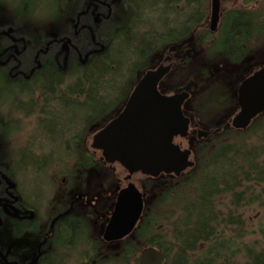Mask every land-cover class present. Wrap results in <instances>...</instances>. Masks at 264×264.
<instances>
[{
  "label": "flooded vegetation",
  "instance_id": "1",
  "mask_svg": "<svg viewBox=\"0 0 264 264\" xmlns=\"http://www.w3.org/2000/svg\"><path fill=\"white\" fill-rule=\"evenodd\" d=\"M218 2V21L212 29V0H63V17L60 21L62 34L52 39L62 51L74 50L79 63L85 64L90 51L97 52L105 47L106 44L96 37L100 36L104 28L111 30L112 45L123 42L122 36L129 33L131 37L134 36L132 41L141 35L145 51L152 43L155 48L151 52L146 68L138 75L131 90L96 91V100L103 99L101 103L103 106L99 107L101 109H97L94 115L88 113V116L94 117L87 128L83 125L82 118L87 114V111L83 110V104L77 103L76 109L72 110L71 115L76 114V121L68 119L67 104L56 105L58 108L55 110L58 118L56 122L63 126L64 136L56 139L63 140L71 135L76 144L71 152H67L61 150L62 147H58L51 140L43 149L40 147L35 150L36 152L29 151L35 159L45 161V166L41 170L31 167L25 169H29L28 172L31 174L27 185L21 182L22 177L19 175L17 177L15 175L14 179L5 176V152L0 150V264H34L31 260L38 255L46 239L37 242L35 238L32 237V240L28 237L30 236L28 232L23 233L25 234L23 236L20 231L21 222L39 221L40 226H44L48 231L53 227V220H58L52 218L56 213H60V218L76 223L80 230L86 225L91 238L92 226L95 224L97 227V223H100L101 228L103 227L98 231L101 241L106 246L116 244L126 236L120 240L105 241L103 230L113 211L119 191L129 183L136 186L142 194V216L148 201L150 181L157 179L161 183H166L173 177H179L166 173L151 177L140 172L127 177L128 171L119 162H106L102 150L91 147L93 135L119 115L133 87L147 70L155 69L162 63L170 64L168 72L158 83L159 92L163 95L182 91L188 93L181 106L183 115L189 120L187 136L177 135L173 142L181 149L191 151L190 159L194 164L197 146L218 140L225 132L244 130L228 124H231L232 118L239 110L237 91L241 84L264 64V53L263 55L260 53V45H264V40L262 42L260 37L254 36L236 45L225 39L227 37L224 29L231 13L236 12L243 17L244 14L259 12V9H256L254 2L252 6H248V3L245 6L227 9L221 7V0ZM17 12L18 0H0V64L8 70L11 77L26 79L35 75L32 69L38 67L39 60L29 52L31 39L17 36L15 33L18 30V24L14 22ZM33 28L28 29L31 31ZM149 28L155 30L153 36L156 39L153 36L149 39ZM44 30L49 29L45 27ZM85 37L88 38L89 48L80 50L76 46V41L80 42L86 39ZM220 38L222 43L226 41L224 45L227 46V54L217 50ZM41 53L49 55L50 52L43 49ZM19 94L25 95L23 92ZM225 101L231 109L230 113L215 111L211 115L207 112L203 115L202 110L205 107L209 108L213 104L221 106ZM46 103L45 105L33 103L23 107L19 106L20 104L11 106L13 120L20 125L15 135L17 149L14 153L18 159L16 172L21 171V152H26L21 142H26L41 123H52L54 105L51 99ZM2 106L3 109L7 108L6 111L9 110L8 105ZM7 115L10 116L11 112H7ZM28 117L32 119L27 120ZM71 123L72 128L68 129ZM200 131L206 132L207 135L199 136ZM43 136L44 134H41L39 138ZM45 137L48 138L50 135L47 134ZM44 140L48 141L45 138ZM59 153L73 159L74 156H79L81 160L75 159V162L65 170L62 167L55 169L57 166L55 158ZM59 172L65 173L60 180ZM91 175L94 182L87 181ZM44 177L48 181L46 186H42V181L39 182ZM38 185L43 190L41 193L43 198L40 201H37L40 191ZM9 222H13V234L10 233L12 225Z\"/></svg>",
  "mask_w": 264,
  "mask_h": 264
},
{
  "label": "trees",
  "instance_id": "2",
  "mask_svg": "<svg viewBox=\"0 0 264 264\" xmlns=\"http://www.w3.org/2000/svg\"><path fill=\"white\" fill-rule=\"evenodd\" d=\"M18 4L19 12L15 13L14 19L18 30L15 33L31 39L29 52L40 62L35 70L32 69L35 75L26 79L11 77L0 64V150L5 152V176L14 179L15 175H19L27 185L29 181L24 180V175L29 169H25L41 170L45 166V161L35 159L29 151L36 152L40 147L43 149L51 140L67 152H71L76 144L71 135L63 140L56 139L63 136V126L56 122V105L67 104L68 119L76 121L77 116L75 113L71 115L72 110L76 109L77 103L83 104L87 114L82 119L87 128L94 117L88 116V113L95 114L103 106V99L96 100V91L113 88L131 90L155 47L152 43L145 51L141 35L132 41L134 36L131 37L129 33L122 36L123 42L112 45L111 30L104 28L96 37L106 44L105 47L97 52L90 51L85 64H81L74 50L61 51L52 39L62 34L63 0H18ZM44 7H50L52 11L44 12ZM226 22L224 31L227 41L240 45L254 36L264 40V11L251 12L243 17L233 12ZM30 27H34L33 30L29 31ZM45 27L49 30H44ZM154 34L155 30L149 28V39ZM85 38L76 41L78 49L89 48L88 38ZM224 44L226 41L222 43L221 39L217 50L227 54ZM43 49L49 50V55L41 53ZM22 92L25 95L19 94ZM50 99L54 105L52 123H41L26 142H21L26 152H21V171L16 172L15 135L20 125L13 120L11 106L45 105ZM2 104L8 105L9 110L3 109ZM7 112H11V115L8 116ZM71 125L68 129L72 128ZM232 133L236 139L197 146L196 163L181 176L168 180L159 190L151 186L159 184V180L150 181L149 194L156 190L151 205L148 198L146 209L134 230L123 240L117 241L118 247L111 252L105 251L106 244L101 239L97 242L92 240L86 225L80 230L76 223L60 218V213H53L52 218L58 220H53V227L48 231L40 226L39 221L21 222L22 235L28 232V237L32 240L35 238L37 242L46 239L31 263L62 264L67 252L81 243L84 246L80 255L81 260H85L83 264H112L114 261L131 264L133 257L148 245L162 248L166 253L164 264H264V247L255 254L253 247L245 246L243 262L235 261L240 250L234 247L235 240L247 233L243 208L257 202L264 206V145L252 140L264 136V112L257 115L246 129L228 131L223 135L226 137ZM41 134L44 136L39 138ZM47 134L50 137L46 138ZM74 157L77 161L81 160L79 156ZM41 181L42 186L48 183L45 177ZM38 188L37 201H40L43 190L39 185ZM225 196L229 197V202L226 210H223L219 206V199ZM9 224L12 225L10 233L13 234V222ZM226 230L230 233L224 235ZM260 232L264 237V228Z\"/></svg>",
  "mask_w": 264,
  "mask_h": 264
},
{
  "label": "water",
  "instance_id": "3",
  "mask_svg": "<svg viewBox=\"0 0 264 264\" xmlns=\"http://www.w3.org/2000/svg\"><path fill=\"white\" fill-rule=\"evenodd\" d=\"M219 2L212 0L211 27L218 21ZM170 64L162 63L147 70L135 84L123 110L97 131L91 147L102 150L108 163L119 162L127 171L157 177L161 173L180 176L194 165L191 151L173 142L177 135L187 136L189 120L181 106L188 96L185 91L163 95L158 90L160 79ZM239 110L231 120L236 129H246L257 115L264 112V64L243 81L237 91ZM206 136V132L199 133ZM143 210L141 192L133 183L121 189L113 211L104 227L103 239L115 241L131 234ZM162 248L148 245L132 259V264H164Z\"/></svg>",
  "mask_w": 264,
  "mask_h": 264
},
{
  "label": "rangeland",
  "instance_id": "4",
  "mask_svg": "<svg viewBox=\"0 0 264 264\" xmlns=\"http://www.w3.org/2000/svg\"><path fill=\"white\" fill-rule=\"evenodd\" d=\"M253 2L255 4L256 9H259V11H264V0H221V5H222L221 7L223 9H227V8L234 7V6H245L248 3H249L248 6H252ZM42 10L44 12H48V13L52 11V9H50V7H44ZM60 50H61V48H60ZM260 53H261V55H263L264 45H260ZM62 54H64V53H62ZM113 90H114V88H113ZM229 105H231V104H229ZM218 108H220V110ZM202 111H203V115L206 112H207V114L209 113L211 115L212 112H215V111L218 113L224 112V114H227V113L231 112V109H230V107H228L227 102L225 101L221 106H217V105L213 104V106H211L209 108L205 107ZM30 119H32V118L31 117L27 118V120H30ZM231 139H236V136H234L233 133L228 134L226 137H224V135H223V136H221V138H219L218 140H215L214 142L227 141V140H231ZM252 140L254 142L260 143L261 145H264V136L252 138ZM57 158H58V160H57ZM55 159L57 161V166L55 167V169L58 167L59 168L62 167V169L65 170V169H67L68 166L70 167L75 162V159L63 156L62 153H59V156L56 155ZM28 171H26V174L24 175V180L26 178V179H28V181H30L31 174H29L30 172H28ZM91 172H92V169H91ZM61 174L62 173L59 174V177H58L59 180L61 179V176H63L65 173L62 175ZM92 178H93V175H91L89 178H87V181L94 182V179H92ZM20 180H21V182H23L21 178H20ZM59 180H58V183L60 184ZM53 181H54V179L52 180V182ZM163 184L164 183H161L159 181V184H156L155 186L154 185H151V186L158 187V190H159V187L163 186ZM263 187H264V185H263ZM155 195H156V190H155V193L153 191L152 194H149V196H148L149 201L148 202L150 205H151ZM219 200L221 201V203H219V206L223 210H226L228 202H229V197L228 196L221 197ZM243 209H244L243 211H244V214L246 217V231H247V233L243 238H238L235 240L236 245L234 247L239 248V250H240L239 252H237V255L235 256L236 262H243V260L245 259L244 258L245 246L253 247L254 248L253 252L255 254L257 252H259V250H261L264 247V237H263V235H261V232H260V229L264 228V206L261 207L259 205V203L257 202V203L250 205V206H246ZM157 213H159V215L162 214V212H157ZM101 226L102 225L100 223H97V227L95 224L92 226V234L94 236V237L92 236V240H96V242L99 241V239H100L98 231L103 229V227L101 228ZM228 233H230V232H228V230H226L224 235H227ZM118 245L119 244L116 243L113 245L106 246L105 251L111 252L115 248H117ZM83 247L84 246L81 245V243H79V245L77 247H75V248L73 247V249L68 251L67 257L64 258L65 260L62 264H83V263H85V260L82 261L81 256H80L82 253ZM111 262H112V260H111ZM112 264H120V263L119 262L117 263L114 261V262H112Z\"/></svg>",
  "mask_w": 264,
  "mask_h": 264
}]
</instances>
